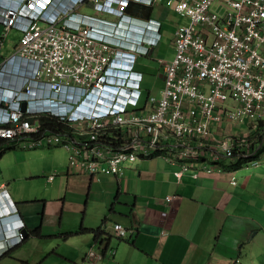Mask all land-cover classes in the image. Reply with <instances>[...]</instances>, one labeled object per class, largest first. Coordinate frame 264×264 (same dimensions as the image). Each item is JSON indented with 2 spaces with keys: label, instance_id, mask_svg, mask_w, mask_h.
<instances>
[{
  "label": "built area",
  "instance_id": "built-area-1",
  "mask_svg": "<svg viewBox=\"0 0 264 264\" xmlns=\"http://www.w3.org/2000/svg\"><path fill=\"white\" fill-rule=\"evenodd\" d=\"M157 1L0 0V47L12 29L21 33L11 57L0 64V139L61 144L72 149L70 164L90 174L121 176L126 162L157 155L178 165L174 174L181 179L198 163L196 170L204 166L209 155L213 161L222 155L244 159L245 147L254 143L250 135L257 136L255 143L262 137L264 0H167L186 21L175 30L174 56L157 57L164 80L160 96L144 88L145 72L137 64L160 45L162 21L128 12L133 4L143 10ZM87 3L115 19L80 12ZM129 15L133 24L124 21ZM122 59L131 78L115 85L113 71ZM110 87L130 93L124 105L78 111L87 95ZM42 116L56 117L69 129L47 130ZM245 121L246 131L217 136L223 124L240 129ZM9 198L0 187V212L3 199L16 210ZM23 226L4 239L22 242ZM113 231L125 237L131 230L114 223Z\"/></svg>",
  "mask_w": 264,
  "mask_h": 264
},
{
  "label": "crops",
  "instance_id": "crops-1",
  "mask_svg": "<svg viewBox=\"0 0 264 264\" xmlns=\"http://www.w3.org/2000/svg\"><path fill=\"white\" fill-rule=\"evenodd\" d=\"M162 1L152 6L149 17L162 21L166 8L170 9ZM134 7L128 12L144 17L142 11L147 8L134 11ZM80 12L115 19L95 10L91 3ZM2 30L0 24V34ZM20 34L18 29L9 32L0 47V64L11 57ZM9 35L16 40L9 42ZM171 44L174 48V40ZM165 46L161 42L155 47L157 53L166 55ZM155 49L144 57H151ZM141 58L137 69L144 71L139 66ZM259 127L262 137L255 143L257 136L250 135L254 143L245 147L244 159L234 156L238 162L231 164L220 157L205 161L211 172L204 166L196 170L198 163L181 179L174 174L178 165L157 155L126 162L121 176L90 174L80 165L70 164L72 149L61 144L2 139L0 187L7 189L16 210H11L8 200H2L0 230L4 224L14 229L23 222L25 238L0 262L264 264V121ZM222 129L229 131L227 124ZM224 132L217 136H228L222 135ZM70 136L72 140L86 138ZM260 144L261 149L252 154ZM234 178L236 184L232 183ZM170 194L179 198L169 202L165 197ZM114 223L131 231L118 237ZM35 230H40V236L33 233ZM91 251L101 257H93Z\"/></svg>",
  "mask_w": 264,
  "mask_h": 264
},
{
  "label": "rangeland",
  "instance_id": "rangeland-1",
  "mask_svg": "<svg viewBox=\"0 0 264 264\" xmlns=\"http://www.w3.org/2000/svg\"><path fill=\"white\" fill-rule=\"evenodd\" d=\"M167 0H163L162 4L165 5V8L167 7L166 4ZM169 8V7H168ZM158 11V10H157ZM157 12H155L156 14ZM186 19L182 17L180 14L177 12L167 9L166 8V13L162 17V33H163V45H166L164 49H166V55L165 54H158L157 50L151 54V57H142L139 61V66L141 69L145 71V80L143 82V86L146 90L151 91L152 94L160 96L161 94V89L164 88V80L163 77L160 76L161 73V67L160 63L157 60V57H163L165 59L172 58L174 56L175 50L173 48V45L171 44V41L174 40L175 37V30L179 23L185 22ZM21 36V34H20ZM14 37L13 35H9L8 39L9 42H14L16 40L12 38ZM161 44V43H160ZM229 127V131L237 132L238 130H244L246 131V123L242 124L241 128L238 129L237 127ZM225 129H223L224 132ZM228 131V132H229ZM227 132V133H228ZM220 134V133H219ZM226 133H222V135H225ZM221 135V134H220ZM212 158V157H211ZM211 158L205 160L206 162L211 160ZM220 161H224L226 164H231V163H237V159L235 157H220ZM260 264V261L257 263Z\"/></svg>",
  "mask_w": 264,
  "mask_h": 264
},
{
  "label": "clouds",
  "instance_id": "clouds-1",
  "mask_svg": "<svg viewBox=\"0 0 264 264\" xmlns=\"http://www.w3.org/2000/svg\"><path fill=\"white\" fill-rule=\"evenodd\" d=\"M76 19L83 20L82 15L79 13L76 14ZM133 24V23H132ZM140 24V23H139ZM140 26V25H139ZM131 38H138L137 35H132ZM131 69L128 68V63L126 60L122 59L117 63L116 68L114 69V76H116L115 85H120L123 79L131 78ZM130 96V93H125V91L118 92V89L115 87H110L103 92H92L87 95L84 100L78 106V111L81 113H90L93 111L102 112L106 111L109 108L115 105H124L127 101V98ZM11 225L4 224L2 225L0 232V258L10 250V248L14 247L13 241L5 240V237H9ZM0 264H3L0 262Z\"/></svg>",
  "mask_w": 264,
  "mask_h": 264
},
{
  "label": "trees",
  "instance_id": "trees-1",
  "mask_svg": "<svg viewBox=\"0 0 264 264\" xmlns=\"http://www.w3.org/2000/svg\"><path fill=\"white\" fill-rule=\"evenodd\" d=\"M132 6H135L134 11H136V9L137 10L140 9L138 7V5H136V4L132 5ZM145 8H147V9H145ZM145 8H144L145 10H143L142 13H143L144 17H149V15L151 13L152 6L146 5ZM39 120L42 122L45 129L50 130V131L58 130V131L66 132L65 130L69 129V126H67L64 122H62L61 120H59L58 118L53 117V116H42V117H40ZM1 140L2 139H0V143H1ZM81 231H87V229L82 228ZM33 233L36 234L37 236H40V230H35ZM95 233L97 234V236L100 235L99 230L98 231L95 230Z\"/></svg>",
  "mask_w": 264,
  "mask_h": 264
},
{
  "label": "bare ground",
  "instance_id": "bare-ground-1",
  "mask_svg": "<svg viewBox=\"0 0 264 264\" xmlns=\"http://www.w3.org/2000/svg\"><path fill=\"white\" fill-rule=\"evenodd\" d=\"M147 6H150V5H148V4H146ZM109 19V18H108ZM125 20L124 21H126V22H128V23H132V18L130 17V15L129 16H127L126 18H124Z\"/></svg>",
  "mask_w": 264,
  "mask_h": 264
},
{
  "label": "water",
  "instance_id": "water-1",
  "mask_svg": "<svg viewBox=\"0 0 264 264\" xmlns=\"http://www.w3.org/2000/svg\"><path fill=\"white\" fill-rule=\"evenodd\" d=\"M151 52H152V49H151L150 53H151ZM160 76H162V77H163V74L161 73V74H160ZM23 106L25 107V104H24Z\"/></svg>",
  "mask_w": 264,
  "mask_h": 264
}]
</instances>
